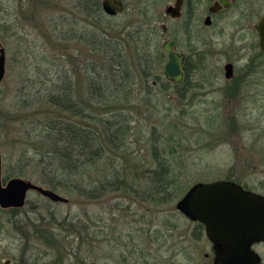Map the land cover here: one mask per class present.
<instances>
[{
  "label": "rangeland",
  "instance_id": "374dc122",
  "mask_svg": "<svg viewBox=\"0 0 264 264\" xmlns=\"http://www.w3.org/2000/svg\"><path fill=\"white\" fill-rule=\"evenodd\" d=\"M122 1V11L107 18L105 24L122 32L131 61L145 53L153 67L147 72L160 78L156 82L150 79V93L146 88L136 89L138 95L131 106L140 112L132 111L135 118L130 122L128 140L134 155L126 159L127 167L134 170V164L142 168L147 163L149 138L154 132L172 152L168 158L174 173L179 172L182 191L196 182L223 179L264 196V58L250 61L246 51L235 59L223 44L208 48L202 29L188 28L184 18L173 20L164 15L165 5L172 0ZM63 16L80 31L88 26L74 0H0V42L6 58L0 83L2 179L8 168L4 160L8 143L11 138L22 141L24 117L31 121L32 110L43 108L36 103L26 109L24 103L32 98L38 74L45 77L41 71L48 59L60 60L71 70L75 93L87 92L83 70L77 65L87 58L99 59L98 54L90 52L83 41L59 38L63 25L61 32L70 36L67 22L60 23ZM228 33L221 42L229 40ZM166 38L175 39L178 51L187 57L185 78L178 88L163 74L167 56L162 42ZM234 46L239 44L234 42ZM158 54L163 57L160 66ZM227 61L233 62L235 74L248 71L252 75L241 84L240 79L226 81L223 66ZM7 120L15 132L10 139L6 137ZM101 169L98 166L95 173ZM27 170L29 173V167ZM18 177L29 179V175ZM54 191L68 201H52L29 191L22 207H0V264L27 255L29 264H214L211 242L197 222L176 210L175 202L156 206L121 193L86 201ZM52 214L58 221L65 216L70 219L67 225L50 224ZM39 216L48 224L44 228L53 233L47 240L39 239L29 226ZM253 248L264 262V242Z\"/></svg>",
  "mask_w": 264,
  "mask_h": 264
},
{
  "label": "trees",
  "instance_id": "16d2710c",
  "mask_svg": "<svg viewBox=\"0 0 264 264\" xmlns=\"http://www.w3.org/2000/svg\"><path fill=\"white\" fill-rule=\"evenodd\" d=\"M74 6L86 18L88 26L80 31L72 27L69 19L65 20L66 16L59 17L60 23L67 22L70 34L64 36L63 25L59 38L83 41L90 52L98 54L99 59L87 58L77 65L83 70L87 92L75 93L76 81L60 60L48 59V66L39 68L45 77L38 74L32 98L24 104L26 109L36 103L43 108L32 110L31 121L24 117L22 141L11 138L15 132L7 120L6 137L12 140L4 150V160L9 165L5 163L8 168L4 170L3 180L13 175H29V179L39 184L86 201L121 193L156 206H170L185 191L178 184L179 172L174 173L171 167L168 155L172 152L167 150L166 141H159L152 132L147 163L142 168L134 164V170L125 164L128 156L134 155V151H129L128 136L130 122L135 118L133 112H140L131 106L138 95L136 89L148 91L150 79L156 82L160 78L147 72L153 67L145 53L136 55L132 61L129 59L122 32L105 24L110 16L103 11L101 0H74ZM54 23L58 24L56 19ZM162 58L158 54L159 66ZM178 85L173 86L178 88ZM98 166L102 169L95 173ZM57 219L52 214L50 224L67 225L70 218ZM44 220L42 216L35 217L29 226L39 239L47 240L53 233L44 228L48 226ZM197 227L204 231L203 224L197 222ZM70 230L73 232L75 228Z\"/></svg>",
  "mask_w": 264,
  "mask_h": 264
},
{
  "label": "water",
  "instance_id": "95a60500",
  "mask_svg": "<svg viewBox=\"0 0 264 264\" xmlns=\"http://www.w3.org/2000/svg\"><path fill=\"white\" fill-rule=\"evenodd\" d=\"M104 12L115 15L122 11L121 0H104ZM166 13L178 14L177 8L167 6ZM260 46L264 51V19L259 25ZM167 53L163 73L167 80L180 83L184 77V55L173 48V41L162 43ZM5 51L0 42V83L5 75ZM226 76L231 75V65L226 64ZM1 148V145H0ZM0 151V207L20 208L29 191H36L52 201L67 202L52 189L22 177H11L3 183ZM175 208L191 221L204 226L211 242L214 264H264L254 250V244L264 242V196L244 188L232 180L218 179L196 182L175 202Z\"/></svg>",
  "mask_w": 264,
  "mask_h": 264
},
{
  "label": "flooded vegetation",
  "instance_id": "af4514ba",
  "mask_svg": "<svg viewBox=\"0 0 264 264\" xmlns=\"http://www.w3.org/2000/svg\"><path fill=\"white\" fill-rule=\"evenodd\" d=\"M103 2L104 0H101V6ZM169 5L177 8V15L173 16L165 12L166 7ZM115 15H111L110 17H114ZM164 15L173 20L184 18L188 28L202 29L203 36L205 37L204 45L208 46L210 49L223 44L228 45L235 59L238 56L244 55L246 51L250 52V61H256L257 58H264V51L260 46L259 31V25L264 19V0H172L165 5ZM162 28L164 31L167 30V26L165 25H163ZM204 29H206L208 33L204 32ZM227 31L231 32L230 34L228 33L229 40L221 42L222 37ZM248 37L250 38L249 43L247 42ZM167 39H171L173 41V48L178 53L184 55V80L188 65L187 57L184 52L178 51L175 39L166 38V40ZM234 42L239 44L238 48L234 46ZM226 64L231 65L230 77L225 75ZM223 68L226 81L235 80L236 82L240 79V84L242 80H245L248 75L251 76L253 73L250 74V72L247 71L243 73L239 72L238 75L235 74V67L231 61H227ZM183 80L181 82H183ZM172 84L177 85L174 83ZM26 259H28V255L27 257L18 256L15 257L13 261L8 262L7 260L3 264H29Z\"/></svg>",
  "mask_w": 264,
  "mask_h": 264
}]
</instances>
